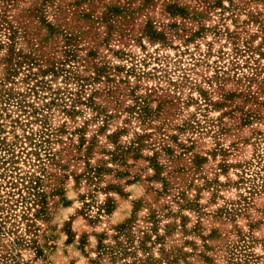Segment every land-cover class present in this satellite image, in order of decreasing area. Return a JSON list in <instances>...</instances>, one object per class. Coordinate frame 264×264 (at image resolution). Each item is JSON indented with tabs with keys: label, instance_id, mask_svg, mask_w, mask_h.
Listing matches in <instances>:
<instances>
[{
	"label": "rangeland",
	"instance_id": "1",
	"mask_svg": "<svg viewBox=\"0 0 264 264\" xmlns=\"http://www.w3.org/2000/svg\"><path fill=\"white\" fill-rule=\"evenodd\" d=\"M264 0H0V264H264Z\"/></svg>",
	"mask_w": 264,
	"mask_h": 264
},
{
	"label": "trees",
	"instance_id": "2",
	"mask_svg": "<svg viewBox=\"0 0 264 264\" xmlns=\"http://www.w3.org/2000/svg\"><path fill=\"white\" fill-rule=\"evenodd\" d=\"M260 54L263 55L264 53H261V52H260Z\"/></svg>",
	"mask_w": 264,
	"mask_h": 264
}]
</instances>
